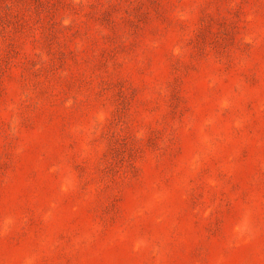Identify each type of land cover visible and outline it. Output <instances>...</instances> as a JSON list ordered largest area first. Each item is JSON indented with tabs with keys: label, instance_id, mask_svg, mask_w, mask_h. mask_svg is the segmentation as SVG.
Returning a JSON list of instances; mask_svg holds the SVG:
<instances>
[{
	"label": "rangeland",
	"instance_id": "1",
	"mask_svg": "<svg viewBox=\"0 0 264 264\" xmlns=\"http://www.w3.org/2000/svg\"><path fill=\"white\" fill-rule=\"evenodd\" d=\"M0 264H264V0H0Z\"/></svg>",
	"mask_w": 264,
	"mask_h": 264
}]
</instances>
